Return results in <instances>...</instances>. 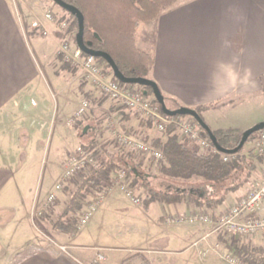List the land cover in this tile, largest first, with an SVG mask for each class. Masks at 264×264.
<instances>
[{
    "label": "crops",
    "instance_id": "0c3cea01",
    "mask_svg": "<svg viewBox=\"0 0 264 264\" xmlns=\"http://www.w3.org/2000/svg\"><path fill=\"white\" fill-rule=\"evenodd\" d=\"M144 30L150 39L137 45L153 60L147 78L159 86L168 109L210 107L201 115L212 131L245 132L264 123V0H179ZM38 48L25 34L14 0H0V224L34 235L13 253L5 252L0 238V264H90L99 256L105 264H167L171 257L182 264H228L211 225L165 221L193 212H211L216 219L225 203L214 211L187 201L136 206L118 190L78 235L59 232L51 244L35 242L34 212L45 205L76 149L101 141L67 125L80 99L64 95L58 79L45 75V54ZM87 86L85 93L93 88ZM91 108V120L114 115L106 102ZM120 118L125 129L149 130L133 111ZM256 165L245 187L228 198L232 203L262 183L264 162ZM258 242L253 246L264 249Z\"/></svg>",
    "mask_w": 264,
    "mask_h": 264
},
{
    "label": "trees",
    "instance_id": "16d2710c",
    "mask_svg": "<svg viewBox=\"0 0 264 264\" xmlns=\"http://www.w3.org/2000/svg\"><path fill=\"white\" fill-rule=\"evenodd\" d=\"M63 1L76 7L83 14L86 44L91 43L92 49L108 53L126 77H148L153 66V60L149 55L136 48L135 31L140 23L156 20L162 11L173 5L176 0ZM67 13L73 17L78 25L76 16ZM97 60L105 63L110 74H113L110 66L104 60ZM81 88L84 90V87ZM145 89L153 96L152 89ZM104 99L107 100V98ZM208 108L210 107H202L196 111L202 117V111ZM149 126L153 127L154 125L149 122ZM200 130L202 137L209 139L208 133L201 128ZM212 132L217 138L219 146L229 151L235 150L243 137V133L233 129ZM177 133V128L172 126L165 133L166 140L159 139L151 142V145L164 155L165 160L160 174L166 179L184 183L199 179L213 188H218L222 193L218 196L205 197L192 195L185 188L172 193L154 190L145 184L139 166L134 165L130 171H127L128 176L131 179L132 188L140 186L147 190V196L144 200L145 206L154 202L180 204L190 201L197 207L214 211L223 205L227 195L241 190L256 170L254 159H247L241 155L245 146L238 153L227 155L228 161L225 162L223 158L225 154L211 150L201 153L199 148L189 147L190 142H192L190 139L186 138L187 144L179 139ZM91 150L96 151L97 168L92 169L87 174L77 176L72 181L75 186L74 191L70 194L62 214L57 220L51 222V225L61 233L72 236L78 235L80 232L78 215L83 211L87 199L103 188L104 184L110 183L112 175L121 170L124 163L129 166L134 162L132 154L123 150L111 153L104 144L93 147ZM43 219L49 220L47 212L43 214ZM243 252L245 257L241 259V264H264L263 250H250L244 247Z\"/></svg>",
    "mask_w": 264,
    "mask_h": 264
},
{
    "label": "rangeland",
    "instance_id": "374dc122",
    "mask_svg": "<svg viewBox=\"0 0 264 264\" xmlns=\"http://www.w3.org/2000/svg\"><path fill=\"white\" fill-rule=\"evenodd\" d=\"M179 0H176L174 4H176ZM181 1V0H180ZM14 4L16 6L17 12L20 14L22 18V24L25 34H27L29 37L36 39L39 42V48L38 50L42 49L44 51V57L43 62L46 66L45 75H47L52 80H57L62 85L60 86V90H64V95H75L80 99L79 104L81 105L82 101L88 100L90 102V108L88 113L81 119L78 120L74 127H81V133H85V136H100L101 141L97 142V145L94 147H97L99 145H103L107 147V150L111 153H116L121 150L126 151L130 154H132L133 157V163L128 166V164L123 165L122 169L126 171H130V169L134 165L139 166L140 173L144 177V182L146 185H148L150 188L154 190H160L163 192H176L183 190L184 188L192 193V195L195 196H218L220 193L218 188H213L210 185L204 183L202 180L195 179L193 181L184 183L182 181H175V180H169L163 177L160 174L162 165L164 162H156L152 160L151 158H148L146 156H143L129 148L124 147L121 145L113 136L116 128H121L122 130H126L124 125L122 124L123 119L120 118L122 114L127 113V109L120 105L119 103H116L114 101H109L108 99H102L106 98L101 96L95 88H89L90 91L88 93H85L86 88L88 87L86 83H84L83 79V72L78 68H76L75 64L71 62L69 59L66 58V56L63 53V50L65 47L68 48V54L73 55L75 52H77V44H76V37L79 31V27L77 25V22L73 19V17L65 12L63 9L58 7L52 0H14ZM173 4V5H174ZM173 5L169 6L168 8L172 7ZM168 8L164 9L163 11L167 10ZM162 11V12H163ZM48 13H52L55 22L54 23H45L44 16ZM42 21L45 23L46 28L48 30V35L44 36L41 32L34 31L31 28V24L34 21ZM155 21V20H154ZM144 22L140 23L138 28L135 31L134 35V41L135 46L137 49H139L141 52L149 55L145 51H143L141 48L138 47V43H141V40L144 39H150V32H144V29H148L150 23L154 22ZM147 27V28H145ZM146 34V35H144ZM39 50V51H40ZM68 55V56H69ZM150 56V55H149ZM151 57V56H150ZM72 63V64H70ZM100 66L103 67L104 72L106 75H113L110 74V71L105 63H102L99 61ZM66 68V69H65ZM43 70V71H44ZM44 74V73H43ZM84 87V90L81 88ZM138 89V88H137ZM84 91V93H83ZM95 92L99 94L100 98H94ZM98 96V97H99ZM45 99L50 104L52 102V98L49 95V93H46ZM61 101V99H59ZM75 100V99H74ZM104 100V101H103ZM106 102L108 105L109 111L111 112V115L108 118H103V116L96 117L94 120H91L89 118V112L91 111V106H95L97 102L101 105L102 103ZM109 101V103H108ZM76 102V101H75ZM52 105V104H51ZM71 105V104H70ZM79 105V106H80ZM168 105V104H166ZM76 105H71V109H75ZM79 108V107H78ZM134 112V111H133ZM75 113V112H74ZM136 113V112H135ZM140 115L139 113H137ZM74 115V114H73ZM190 118V117H189ZM108 119V120H107ZM91 120L90 123L88 121ZM140 120L143 122V124L149 129L148 131L145 130L143 132L135 131L132 128H128L127 132L130 135L137 136L138 139H141L143 141H146L147 143H150L155 140H166L165 135L161 134L156 127L149 126V122L147 119H145L144 116L140 115ZM107 122L106 127L103 126V122ZM112 126L114 128H112ZM200 127V126H199ZM84 131V132H83ZM241 132V131H240ZM244 133V132H241ZM179 136V139L185 143L188 142L186 138H184L180 132L177 133ZM109 135V136H108ZM252 136V138L256 137ZM251 138V139H252ZM251 139L248 140L247 144L245 145L243 149V153L241 154L242 157H245L247 159L252 158L254 159L255 165L257 163H263L264 160L258 156V153L256 149L254 148V145L252 144ZM187 141V142H186ZM110 143V144H109ZM95 144V143H93ZM188 144V143H187ZM82 147L86 149H93V146H85L84 144L81 145ZM190 148H199V151L202 153L207 152L208 150L201 149L198 144L194 142H190L189 144ZM50 149V146L47 149V155L48 151ZM52 150V148L50 149ZM261 160V161H260ZM46 161H51V155L48 157L46 156ZM49 164V163H48ZM257 170V165H256ZM255 170V172H256ZM254 172V173H255ZM253 175V174H252ZM251 175V177H252ZM75 177L74 179H76ZM73 179V180H74ZM72 180V181H73ZM72 181L65 186L63 195H61L60 198H58L57 202L53 205H51L45 212L48 213L49 220L40 218L38 220H35V225L33 226V229L35 230V242H41V243H50L51 241H54L55 236L59 234V231L56 230L52 225L51 222L54 220H57L58 217L62 214L63 209L65 207V204L67 200L70 197V194L74 191L75 186L72 184ZM131 182V179H130ZM248 182V181H247ZM109 184V183H108ZM107 183L105 184L108 185ZM246 185V184H245ZM245 185L243 187H245ZM242 187V188H243ZM104 188L99 189L97 192L102 191ZM137 195L143 200L147 196V190L143 187H136L133 188ZM96 193H94L91 197L87 199L84 205H88L91 202H93V199L96 197ZM218 193V194H217ZM234 194V193H232ZM231 194L227 195L225 200V208L221 209L218 213L222 214L225 213L227 210H229L231 207L234 206V204L237 202L233 201V199L228 200V198H231ZM186 203L193 204L190 201H187ZM223 203V204H224ZM194 205V204H193ZM195 206V205H194ZM43 208V207H42ZM219 208V207H218ZM210 210V209H209ZM216 210V209H215ZM85 211V210H84ZM82 211V212H84ZM212 211V210H211ZM79 213V215L82 214ZM208 213V212H207ZM7 214V213H5ZM213 215L211 212L209 213ZM78 215V217H79ZM4 221L1 220L0 224V238L3 241V244L5 245V252H16L18 249L23 248L24 244L28 241L34 238V235L29 232V230L20 228L16 231V228H14L13 224L8 225L7 227L3 226ZM61 233V232H60ZM215 239L218 243H222L224 245L223 249L224 251L221 252V256L225 254H229L230 252L233 253V255H239L241 259L245 257L244 254V247L247 249L253 250V249H261L264 251L263 248H257L256 246H253L254 242L260 243V241L264 242V236H261V238L254 239L253 237L249 238H225L222 235L214 234ZM256 237V236H254ZM10 239H12L10 241ZM256 240V241H255ZM57 241V240H55ZM58 243V242H57ZM60 244V243H58ZM62 245V244H61ZM221 247V246H220ZM222 250V249H221ZM222 259V258H221ZM181 258L178 257H171L169 258L167 264H182Z\"/></svg>",
    "mask_w": 264,
    "mask_h": 264
},
{
    "label": "built area",
    "instance_id": "2783aa9c",
    "mask_svg": "<svg viewBox=\"0 0 264 264\" xmlns=\"http://www.w3.org/2000/svg\"><path fill=\"white\" fill-rule=\"evenodd\" d=\"M44 19L45 23L55 22L52 13L46 14ZM45 23L38 20L34 21L31 24V28L47 36L48 30ZM62 54L83 72L84 83L95 88L101 96L119 103L127 110L134 111L144 116L145 119L153 123L154 127H156L161 134L165 135L168 129L174 126L184 138H188L192 142L198 144L201 149L219 152L210 139H204L202 137L200 127L193 118L165 115L154 95L151 96L144 87L122 84L114 75H106L97 59L83 54L79 49H77L75 54L69 55L68 48L65 47ZM89 108L90 102L84 99L77 111L67 122V125L73 127L78 120H81L88 113ZM112 128L114 127L112 126ZM113 136L121 145L143 156L151 158L156 162H164L165 160L160 150L154 148L150 143L138 139L134 135H129L121 128H116ZM251 141L258 156L264 160V131L257 133L256 137L252 138ZM95 152V150L86 149L82 146L76 149L63 170L60 180L48 194L43 208L37 209L34 212L36 220L42 218L45 211L57 202L65 186L75 177L81 174H87L92 169L97 168L98 158ZM223 158L225 162L228 161L227 155H224ZM113 190H118L134 205H143V200L131 187L128 172L124 169L116 171L112 175L108 187L97 192L93 202L84 205L83 211H85L78 217L80 231L89 224L92 217L97 213ZM263 211L264 174L261 184L253 186L245 197L240 199L225 213L218 215L216 219L207 212H193L187 215L168 216L165 221L166 224L174 226L193 227L198 225H211L213 227L212 234L222 235L225 238H249L257 235L264 236ZM198 245L199 242L195 243V247H198ZM61 249L66 252L65 247H61ZM221 258L228 264H241V257L239 255H233L231 252L222 255ZM106 261L104 256H99L98 261L90 264H105Z\"/></svg>",
    "mask_w": 264,
    "mask_h": 264
},
{
    "label": "water",
    "instance_id": "95a60500",
    "mask_svg": "<svg viewBox=\"0 0 264 264\" xmlns=\"http://www.w3.org/2000/svg\"><path fill=\"white\" fill-rule=\"evenodd\" d=\"M52 1L61 9H63L65 11L73 14L74 16H76V18L78 20V27H79V31H78V34L76 37V44H77L78 49L83 54L90 56V57H93L95 59L104 60L110 66L111 70L113 71L114 77L117 80H119L122 84L135 85V86H140V87L152 89L153 95H154L156 101L161 106L162 112L165 115L172 116V117L183 116V117L193 118L198 123L200 128L208 133L210 141L212 142L214 147L220 153L225 154V155L236 154L247 144V142L251 138V136H253L259 132L264 131V123H260V124L254 126L253 128H251V129H249L243 133L242 140H241L239 146L235 150L229 151V150L223 149L222 147L219 146L217 138L213 134L210 127L206 124L204 119L199 115V113L196 110L186 108V107H181V108L174 110V111L168 109L166 106V103H165V98L162 95L161 90L159 89V86L154 81H152L148 78L126 77L120 71L119 67L117 66V64L115 63L113 58L108 53L103 52V51H96V50L91 48V46H92L91 43H89V44L85 43V39H84V36H85V18L83 16V14L76 7L66 3L63 0H52Z\"/></svg>",
    "mask_w": 264,
    "mask_h": 264
}]
</instances>
